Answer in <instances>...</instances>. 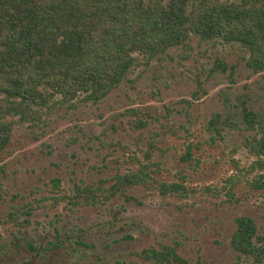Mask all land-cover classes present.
Masks as SVG:
<instances>
[{
    "label": "rangeland",
    "instance_id": "rangeland-1",
    "mask_svg": "<svg viewBox=\"0 0 264 264\" xmlns=\"http://www.w3.org/2000/svg\"><path fill=\"white\" fill-rule=\"evenodd\" d=\"M247 58L240 43L192 34L157 57L138 55L100 102L54 103L37 124L17 122L0 150V263L152 264L137 253L163 243L176 245L187 264H249L231 243L239 215L264 234V187L248 182L264 168H253L245 145L252 132L243 125L244 105L264 116V69L253 71ZM216 112L233 126L213 141ZM143 164L159 181H183L196 193L162 195L150 183L129 187L132 201L66 198L75 185L105 187ZM232 174L240 180L231 198L205 191Z\"/></svg>",
    "mask_w": 264,
    "mask_h": 264
},
{
    "label": "trees",
    "instance_id": "trees-1",
    "mask_svg": "<svg viewBox=\"0 0 264 264\" xmlns=\"http://www.w3.org/2000/svg\"><path fill=\"white\" fill-rule=\"evenodd\" d=\"M192 34L240 43L248 52L247 66L255 72L264 69V0H0V150L10 143L17 122L37 124L54 103L100 102L136 65L138 55L157 57L185 45ZM215 68L228 69L223 62ZM7 114L17 119L7 120ZM243 125L252 132L245 145L256 156L253 168L262 169L264 116L244 105ZM225 126H233V119L214 113L210 139L221 137ZM152 174L143 164L116 174L108 186L75 185L74 193L65 196L73 204H96L118 194L132 201L137 199L126 190L150 183L162 195L196 193L183 181H159ZM238 180L232 174L221 187L205 191L231 198ZM248 182L264 187V173ZM55 186L61 188L60 182ZM235 221L234 248L249 264H264V234L254 218L239 215ZM137 254L152 264L188 263L176 245L160 243Z\"/></svg>",
    "mask_w": 264,
    "mask_h": 264
}]
</instances>
